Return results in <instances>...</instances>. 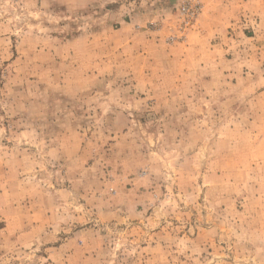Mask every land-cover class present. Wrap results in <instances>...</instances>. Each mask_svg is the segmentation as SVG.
I'll use <instances>...</instances> for the list:
<instances>
[{"label": "rangeland", "instance_id": "rangeland-1", "mask_svg": "<svg viewBox=\"0 0 264 264\" xmlns=\"http://www.w3.org/2000/svg\"><path fill=\"white\" fill-rule=\"evenodd\" d=\"M0 264H264V0H0Z\"/></svg>", "mask_w": 264, "mask_h": 264}]
</instances>
